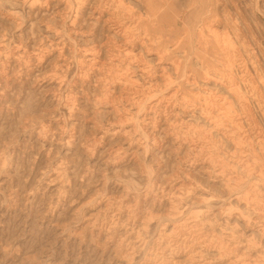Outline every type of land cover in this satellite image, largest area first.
Wrapping results in <instances>:
<instances>
[{
    "label": "rangeland",
    "instance_id": "obj_1",
    "mask_svg": "<svg viewBox=\"0 0 264 264\" xmlns=\"http://www.w3.org/2000/svg\"><path fill=\"white\" fill-rule=\"evenodd\" d=\"M230 39L264 81V0H0V264H261L264 158L197 106L260 154Z\"/></svg>",
    "mask_w": 264,
    "mask_h": 264
},
{
    "label": "bare ground",
    "instance_id": "obj_2",
    "mask_svg": "<svg viewBox=\"0 0 264 264\" xmlns=\"http://www.w3.org/2000/svg\"><path fill=\"white\" fill-rule=\"evenodd\" d=\"M178 24H179V22H177V25ZM179 38H180V36H179ZM185 39H183V40H185ZM239 42L240 41L238 40V43ZM178 45L182 46L183 42H180V44H178ZM217 45H218V47L220 49V52H223L226 55V58L228 60V62L226 64L227 66H226V69H225V75L227 77V84L226 85H227V87L229 89L228 93L234 100L237 101L236 103H238L244 110H246L247 106H248V100L249 99H255V98L259 97V96L262 97L261 91L264 90V81L258 79V82H257L256 86L250 85L248 83H246L245 85L241 86L239 83L244 82V81L242 79L238 78V76L236 74V69H235L236 58L240 55V49L237 47V43L233 42L230 39L228 41V43H226V44H224L223 41H220V42H218ZM190 54H192V53H190ZM179 67H180L179 69L182 68V69L186 70V69H189L190 65L188 63L179 64ZM242 89H245L246 93L243 92ZM263 96H264V94H263ZM197 99H198L197 106H199V108L203 112V114L209 120H211L213 122V125L215 127H221V125L223 123L227 122V123H229L231 125L232 129L236 131V132H234V134H236L237 139L240 140V138L242 137V139H241L242 143L239 144L240 145V150L239 151L242 152V153H247L246 154L247 155V161H249V160H257L258 158H264V140L261 138V136H259L257 139H255L256 146L259 148V150H260L259 153L260 154L259 155H254V149L250 148L251 144H249V146L246 145V140H248V138L243 136V134H240V132H239L240 131V129H239L240 124L239 125L236 124L235 120L232 118L231 111L226 106V105H229L228 102H224L223 106H221V108L217 111V108H216L217 103L216 102L210 101V100H208L205 97H197ZM147 103H148V101H147ZM137 108H138L137 116L139 117V115L141 114V111L143 109V104H142V108L141 109H140V107H137ZM217 112H221V113L219 115H216ZM221 165H222L221 166L222 168L225 167V164H221ZM255 165H256V163H255ZM257 167H259V166H257ZM260 167H263V166H260ZM58 174H59V171H58ZM59 176H60V174H59ZM256 177L260 181L261 180L263 181V179H262V168L260 169V172H258ZM242 186H243V183L241 182V183H238L236 187L237 188H242ZM258 187H259V185H256L252 189L254 191V196L255 197H259L260 194H261L258 191ZM234 189L235 188H229L230 191H235ZM237 199L240 202L242 201L241 198H237ZM249 199L250 198H247L248 201H249ZM203 201H205V200H203ZM248 201H246V203H248ZM253 205L258 207L257 204H253ZM236 262H233V263L235 264ZM259 263L264 264V257L261 258Z\"/></svg>",
    "mask_w": 264,
    "mask_h": 264
}]
</instances>
